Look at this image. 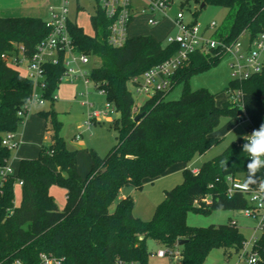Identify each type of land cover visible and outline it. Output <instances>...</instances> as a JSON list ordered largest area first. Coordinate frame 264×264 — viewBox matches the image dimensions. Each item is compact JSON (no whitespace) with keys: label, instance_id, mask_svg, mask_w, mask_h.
Listing matches in <instances>:
<instances>
[{"label":"trees","instance_id":"16d2710c","mask_svg":"<svg viewBox=\"0 0 264 264\" xmlns=\"http://www.w3.org/2000/svg\"><path fill=\"white\" fill-rule=\"evenodd\" d=\"M97 2V1H96ZM197 6H218L227 16L215 37L231 43L246 33L254 39L264 31V0H184ZM201 8V9H203ZM94 32L86 34L76 21H68L70 35L77 51L101 59V66L89 73L97 91H104L118 118L111 123L119 144L105 157L90 150L91 169L83 178L78 169V151L68 147L61 135L63 123L54 109L56 92L65 73L62 62L45 66L44 99L49 111H40L49 135L48 145L41 147L36 159H22L17 174L0 178V264H41L44 253L62 264H115L117 260L150 263L148 241L161 247H174L180 240L181 264H204L214 249H223L226 257L238 254L246 240L237 223L192 227L187 223L190 211L206 213L215 210H242L246 199L237 193L227 194V177L247 178L248 154L242 152L243 138L232 142L220 155L205 162L195 174L183 170L184 180L165 193L150 221L133 214L131 196L118 201L121 189H140L147 179L163 175L176 163H189L203 155L221 139L213 133L225 116L248 119L259 127L264 123V71L248 80H232L226 89L243 92L244 110L226 100L216 104V94L208 89L192 90L190 78L224 57L192 53L172 77L173 87L184 83L178 100H167V94L147 99L136 112L131 80L157 66L178 52L174 44H162L149 35L129 38L123 47L108 44L110 21L96 4L92 17ZM45 20L38 17H0V168L10 166L11 151L2 145L8 133H17L24 125L28 100L34 82L20 70L2 60L17 46L31 58L48 36ZM141 118L135 122V118ZM227 161V170L220 162ZM257 183L264 181V168L256 174ZM22 182L21 201L15 204V186ZM65 190V205L59 209L51 188ZM210 198V201L207 200ZM264 264V235L258 242Z\"/></svg>","mask_w":264,"mask_h":264},{"label":"built area","instance_id":"2783aa9c","mask_svg":"<svg viewBox=\"0 0 264 264\" xmlns=\"http://www.w3.org/2000/svg\"><path fill=\"white\" fill-rule=\"evenodd\" d=\"M105 16L110 21L108 44L113 48H121L130 37V26L139 17H146V25L157 26L167 17V12L174 3V0H96ZM69 0H61L58 6H50L49 18L45 21L49 29L48 36L38 46L37 52L27 58L25 49L17 46V51L12 54H3L2 60L9 66L18 70L25 69L26 76L34 82V92L24 111H20V116H25V111L29 112L34 104H44V97L36 95V88L44 90L45 66L57 65L62 62L65 73L61 82L66 78L70 83L82 80L86 89L93 83L89 79V73L81 68L89 63V55L80 53L74 44L68 28ZM219 27L213 22L207 28L201 29L194 22H186L184 14L179 12L172 23V32L166 35V44L178 46V52L173 57L163 63L154 66L140 76L131 80L133 92L148 99L156 94H167L173 87L172 77L177 70L185 64L192 53L213 54L225 57L232 55L234 62L233 77L235 81H245L255 74L264 71V31L259 33L254 39L246 33H242L239 38L231 43L219 40L215 37ZM174 33V34H173ZM22 72V71H21ZM94 84V83H93ZM88 92L81 94L86 97ZM104 95V91H98ZM57 99V97H56ZM227 100L231 105L244 110L243 92L241 90L230 89L227 92ZM83 104L91 109L93 104L88 99ZM106 111H95L89 113L87 125L90 126L94 121L106 116L108 111L114 113V108L107 103ZM248 120V119H247ZM248 134L255 127L250 120ZM79 138V136H78ZM2 145L9 151H15L20 143L17 140V133H8L2 140ZM197 174L198 171H193ZM14 175L13 168L6 166L0 168L1 184L5 182L8 175ZM229 197L239 193L246 199V207L240 210L242 214L253 223V236L250 240H245L238 253L236 264H257L261 259L258 242L264 235V191L260 190L259 183L256 186H249L247 190H241L239 185L244 180L229 176L227 177ZM22 186V182H18ZM210 201V198H207ZM236 224V221H233ZM154 257L159 261L167 260L172 264L174 259H182L179 244L174 247H160L156 252H150V258ZM41 264H62L63 259H57L47 254H40ZM13 264H25L21 260H16ZM115 264H140L139 262H126L117 260ZM150 264V263H149ZM163 264V263H156Z\"/></svg>","mask_w":264,"mask_h":264},{"label":"rangeland","instance_id":"374dc122","mask_svg":"<svg viewBox=\"0 0 264 264\" xmlns=\"http://www.w3.org/2000/svg\"><path fill=\"white\" fill-rule=\"evenodd\" d=\"M18 6H20V13L26 7H31L35 11L41 10L43 13L42 19L48 20L50 6H58L61 4V0H17ZM96 0H69V18L72 21H76L77 24L82 27L86 34L92 35L94 32L92 25V17L96 14ZM179 12L184 14L186 22H194L199 28L205 29L211 23L215 22L217 27H220L227 16V10L218 6H207L203 9L197 6L193 2L185 3L184 0H174L172 6H170L166 21L160 24L158 27L146 25V17H139L130 26L129 35H149L154 37L156 40L166 44V35L172 32V23L176 19ZM145 23V24H144ZM174 34V33H173ZM234 62L232 55H226L217 65L211 66L203 71L194 74L189 81L190 88L192 90H198L201 88L208 89L213 94H216V104L221 106L227 100V91L230 81L234 80L233 68L231 64ZM101 66V59L97 56H89V63L82 66V70L90 73L94 68ZM22 73L26 74V70L22 69ZM72 84L68 79H64L59 88L58 93L56 92V102L54 109L59 113V119L63 123L61 129V135L66 140L68 147H75L72 144V139L75 136H80L77 141L78 147L86 148L79 153L78 162L80 164V173H84L82 176L86 177L91 165L90 150H94L100 157H105L107 153L116 145L119 144V136L115 131L111 123L118 118L117 113L108 114L112 122L102 118L100 122L92 123L88 126L89 113L95 111H106V99L95 90L94 84L91 83L88 88L90 89L89 102L93 104L91 109L82 104L86 98L73 99L72 101L63 99L59 95V91ZM74 84L82 88L83 82L79 80ZM184 83H177L173 89L167 93V100L174 101L181 97ZM129 89L133 93V97L136 105V112L140 106L148 99L145 96H139L133 92L131 84ZM84 90V89H83ZM36 95L42 97L44 95L43 90L36 88ZM84 92V91H83ZM99 94V95H98ZM51 108L50 102L44 99V104H34L25 119V122L30 121L31 118L37 117L41 122L43 118L39 115L40 111H49ZM106 118V117H105ZM27 124V123H26ZM25 125V123H24ZM24 125L21 126L17 132L18 138L23 137V143L21 148L30 147L36 142L29 141L25 136ZM249 121L245 118L240 119L239 117L225 116L221 119L220 125L213 133L214 137H218L221 141L208 150L203 155H197L189 163H176L163 175L155 179H147L143 182L140 189L132 186H125L121 189L119 196L124 195L125 197L131 196L135 202L133 208V214L136 218L143 221H150L155 213L157 206L164 200L165 193L172 190L177 185H180L183 180V170L189 168L192 171L194 169H200L202 165L220 155L232 142L238 141L243 138L244 135L248 134ZM29 128V126H28ZM27 128V129H28ZM43 135L36 141H42L45 136L44 129H42ZM24 137L26 139H24ZM43 145H48V142L43 141ZM75 145V144H74ZM20 148V149H21ZM41 151V150H39ZM38 151V154H39ZM16 151L11 153V161L15 158ZM14 174L16 175L18 169L13 168ZM82 174V173H81ZM52 193L55 202L58 206L64 207L65 205V193L64 189L59 186L52 187ZM21 199V186L18 184L15 186V204L17 205ZM119 198L113 203L110 210L114 211ZM236 221L237 227L243 233L246 240H250L253 236L254 223L245 217L240 210H215L206 213H199L190 211L187 215V223L192 227H208L210 225H223L228 221ZM148 247L151 252H156L161 246L154 241H148ZM182 246H180L181 248ZM238 261V254H233L231 257L224 255L223 249H214L211 251L204 264H236ZM163 263L168 264L167 260L159 261L154 257L150 258V264ZM172 264H181V259L172 260Z\"/></svg>","mask_w":264,"mask_h":264},{"label":"crops","instance_id":"0c3cea01","mask_svg":"<svg viewBox=\"0 0 264 264\" xmlns=\"http://www.w3.org/2000/svg\"><path fill=\"white\" fill-rule=\"evenodd\" d=\"M16 1L17 0H0V17H38V18H42V15H43V13H41L42 11L41 10L35 11L31 7L24 8L23 11H21V13H20V9L21 8H20V6L17 5L18 3ZM165 21L166 20L161 21L155 27H158L160 24H162ZM145 23H146V21H145ZM136 36H143V35L142 34L130 35L131 38L132 37H136ZM89 91H90V89L89 88L86 89V87L84 86V84L82 85V88H81L80 86L72 83V84H69V86L63 87L59 91V95H61L63 99H66V100H69V101L71 100L72 101L73 99H76L77 100L78 98L79 99H81L82 97L84 98V96H82L81 94H84L85 92H88L87 93V96L85 98L89 100V96H90V92ZM57 93H58V91H57ZM102 96L105 97L104 95H102ZM82 104H83V102H82ZM108 114H112V112L108 111ZM108 114L106 116H104V119H106L109 122H112V120L109 118ZM102 118L94 121L93 123L100 122L102 120ZM28 126H29V128H28ZM24 128H25L24 129L25 132L27 131L26 132L27 135H25V136H27L26 138L29 141L36 142L37 144H34L33 146H30V147H23V148H21L22 143H23V137L21 136L20 138H18V134H17V140L19 141L20 145L15 150L16 151L15 158L12 160V163L10 165L12 168H15L16 167L17 169H19L20 161L22 159H36V158H38V156L40 154V151L39 150H41V147L44 144L43 141L44 142H49V140H50L49 135L46 132V123H45V120H43V122H41V120H39L37 117H33V118H31L30 121H28V122L26 121L25 122ZM42 129H44L45 136L43 137V140L42 141H36L37 139H39V137H41L43 135ZM26 138L24 137V139H26ZM79 139H80V136H79V138H78V136H75L72 139V144L75 147L74 148L71 147V149H75V150L78 151V156H79V153L81 151L87 150L86 148H81V147H78V145H76V144H78L77 141H79ZM38 151H39V154H38ZM91 165H92V162H91ZM91 165H90V169H91ZM78 169H79V172H80V164H79V162H78ZM90 169H89V171H90ZM89 171H88V173H89ZM193 171H199V169H194ZM81 173L80 174L82 176L84 173L82 171H81ZM83 178H85V177H83ZM64 193H66L65 190H64ZM51 194L53 195L52 188H51ZM118 198L120 200L122 198H125V196L124 195H120ZM65 200H66V196H65ZM20 201H21V199H20ZM19 204H20V202L16 206H18ZM58 207H59L60 210H62L64 208V207H60V206H58Z\"/></svg>","mask_w":264,"mask_h":264},{"label":"clouds","instance_id":"9594fccd","mask_svg":"<svg viewBox=\"0 0 264 264\" xmlns=\"http://www.w3.org/2000/svg\"><path fill=\"white\" fill-rule=\"evenodd\" d=\"M245 143L242 145V152L248 154L247 178L242 185L241 190H247L250 185L257 183L256 174L260 169L264 168V123L250 134L243 137ZM221 167L227 170V161L220 162ZM261 191H264V181L259 182Z\"/></svg>","mask_w":264,"mask_h":264},{"label":"water","instance_id":"95a60500","mask_svg":"<svg viewBox=\"0 0 264 264\" xmlns=\"http://www.w3.org/2000/svg\"><path fill=\"white\" fill-rule=\"evenodd\" d=\"M203 7H204V4H202L201 8H203ZM142 115H143V114L138 115V116L134 119L135 122H137V121L141 118ZM185 243H186L185 240H180V241L178 242L179 246H183Z\"/></svg>","mask_w":264,"mask_h":264}]
</instances>
